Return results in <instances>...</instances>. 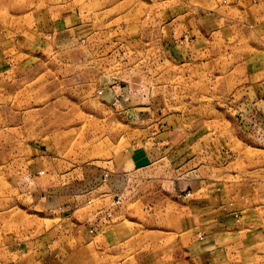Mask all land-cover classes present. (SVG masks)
Returning <instances> with one entry per match:
<instances>
[{"label": "crops", "instance_id": "0c3cea01", "mask_svg": "<svg viewBox=\"0 0 264 264\" xmlns=\"http://www.w3.org/2000/svg\"><path fill=\"white\" fill-rule=\"evenodd\" d=\"M226 1L241 3L251 19L248 32L264 33V0ZM54 12L50 6L35 11L28 31L0 21V167L5 161V101L19 113L17 125L22 126L20 113L38 93L15 84L27 73L26 63L46 62L55 52L59 21ZM61 16L68 27V13ZM199 43L191 40L187 54L181 48L172 61L184 60L188 67L199 61L208 80H218V58L204 60ZM161 44L171 59L175 46L167 39ZM263 57L241 59L244 78L251 77L250 64L256 73L261 67L264 71ZM19 58L24 67L11 69ZM235 67L227 81L240 79L233 75ZM202 73L197 71L196 79L204 80ZM236 89L230 92L231 104L242 111L250 104H245V91ZM203 90L191 89L188 95L195 99L188 104L160 99L121 109L119 126L130 131L116 140L110 155L99 151L71 158L53 155L49 141L32 144L35 166L28 176L34 187L17 227L0 229V264H262L264 149L235 135ZM259 93L252 95L259 99ZM211 94L219 95L214 89ZM139 166L148 168L156 183L132 193L131 178ZM154 190L163 201L138 196ZM1 193L5 197V189ZM123 198H128L126 206ZM1 202L5 207V199Z\"/></svg>", "mask_w": 264, "mask_h": 264}, {"label": "rangeland", "instance_id": "374dc122", "mask_svg": "<svg viewBox=\"0 0 264 264\" xmlns=\"http://www.w3.org/2000/svg\"><path fill=\"white\" fill-rule=\"evenodd\" d=\"M240 5L226 0H0V21L7 26L28 31L33 25V13L44 12L47 6L55 8L53 15L59 21L55 52L46 62L32 59L26 63L27 73L15 84L35 87L38 93L36 100L20 113L24 118L22 126L17 125L19 113L5 101L0 229L13 231L23 207L30 202L29 193L34 186L28 175L35 166L32 144L49 141L46 144L50 143L53 155L71 158L83 153L101 155L99 151L110 155L116 140L130 131L119 126L120 110L133 104L160 99L164 103L176 99L175 102L188 104L195 99L188 92L203 88L204 97L217 104L215 109L223 114L227 127L245 143L264 149V71L261 67L256 73L250 64L247 71L251 77L246 79V64L241 61L245 56H264V33L256 36L248 32L251 19ZM66 13L68 27L61 18ZM163 39L175 46L170 49L171 59L162 47ZM191 40L199 41L204 48V60L218 58V80L213 76L208 80L209 73L203 72L206 67L199 66V61L189 67L184 60L172 61L181 48H186L187 54ZM22 60L16 59L9 67H24ZM233 66L238 71L233 75L240 79L227 81L226 75L231 74ZM197 71L203 72L204 80L196 79ZM237 85L247 95L245 104H250L241 107L242 111L240 106L237 110L231 104L234 99L230 92ZM253 85L255 88L250 89ZM212 89L218 90L219 95H212ZM251 91L253 95L260 92L259 99ZM151 175L145 166L137 167L131 178V192L145 189L144 184L155 180ZM4 189L5 197L1 193ZM159 194L156 190L140 191L138 196L163 201ZM127 201L123 198V205ZM260 263L264 264V257Z\"/></svg>", "mask_w": 264, "mask_h": 264}]
</instances>
